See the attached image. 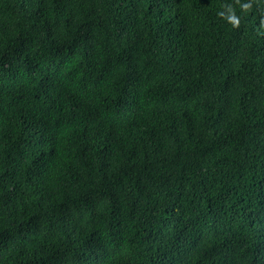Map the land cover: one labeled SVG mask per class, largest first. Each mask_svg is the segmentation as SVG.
I'll return each mask as SVG.
<instances>
[{
	"label": "trees",
	"instance_id": "1",
	"mask_svg": "<svg viewBox=\"0 0 264 264\" xmlns=\"http://www.w3.org/2000/svg\"><path fill=\"white\" fill-rule=\"evenodd\" d=\"M0 264H264V0H0Z\"/></svg>",
	"mask_w": 264,
	"mask_h": 264
},
{
	"label": "clouds",
	"instance_id": "2",
	"mask_svg": "<svg viewBox=\"0 0 264 264\" xmlns=\"http://www.w3.org/2000/svg\"><path fill=\"white\" fill-rule=\"evenodd\" d=\"M229 20L234 26H238V21L235 18H229Z\"/></svg>",
	"mask_w": 264,
	"mask_h": 264
}]
</instances>
